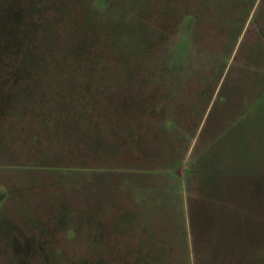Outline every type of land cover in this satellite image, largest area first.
<instances>
[{"label": "rangeland", "instance_id": "374dc122", "mask_svg": "<svg viewBox=\"0 0 264 264\" xmlns=\"http://www.w3.org/2000/svg\"><path fill=\"white\" fill-rule=\"evenodd\" d=\"M262 116L264 0H0V264H260Z\"/></svg>", "mask_w": 264, "mask_h": 264}, {"label": "crops", "instance_id": "0c3cea01", "mask_svg": "<svg viewBox=\"0 0 264 264\" xmlns=\"http://www.w3.org/2000/svg\"><path fill=\"white\" fill-rule=\"evenodd\" d=\"M209 114H210V111L208 112L207 116L205 117L201 125L198 136H203L204 134H206V125H207ZM262 119L264 120V116H262ZM233 129H234L233 126H230V127L225 128V131H223L222 133H221V130L220 131L218 130V133L213 134L211 138L209 139L210 141H208L207 145L204 147L203 152L198 156L197 160H195L197 170H195V172L192 170L191 171L187 170V172H189L188 178L185 173L187 182H186V188H185L184 193L187 197V207L189 206V201L191 202V201H195L199 199V196L201 193V187H199V184L203 176L205 177L206 175L204 167L209 165V159H210L209 168L211 167L217 168L216 171L214 170L212 174L209 173L211 174L208 176L209 179L212 176H214V174H218L222 172L223 169L232 168L234 165H235L234 166L235 172L241 171L242 169H247L246 166L243 163H241V161L243 157L247 156V154L252 152L251 149H249L250 147H248V145L246 144V142H248L246 140L249 138V135H247V138L244 141L243 140L241 142L238 141L239 143L234 142V140L230 139L234 131ZM252 129L254 130L259 129L261 131H264V123H259L255 128H252ZM221 137H223L225 141L220 142ZM261 140H262L261 141V144H262L264 142V136L262 137ZM230 144H234L233 147L236 149L234 151V154L231 153V150L229 148ZM256 150H257L255 152L256 156H258L261 159V163H263L264 162V145L262 144L260 146V149L256 147ZM232 158H236V160H233ZM224 162H226L227 165L224 168H222L223 167L222 163ZM256 173H257V176L264 177V166H262L259 171H256ZM243 174H246V172H244ZM176 178L177 180H179L177 175H176ZM256 190H257V185H256ZM212 194L213 193H211V195ZM219 196L220 195L218 194L217 197ZM216 204H220V201H218V203ZM257 217L263 220L264 212H257ZM251 246L253 247L252 249H254V252L258 257V262L262 264L260 257L261 255L264 254V241L258 242L257 240L254 245L251 242ZM193 252L195 253V250L192 248V253ZM221 259L222 260L219 263L217 260L213 261V263L233 264L231 262H228L229 260L224 261L225 258L223 257Z\"/></svg>", "mask_w": 264, "mask_h": 264}]
</instances>
